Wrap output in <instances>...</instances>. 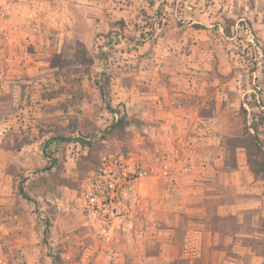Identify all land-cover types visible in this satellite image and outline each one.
I'll return each mask as SVG.
<instances>
[{
  "label": "rangeland",
  "instance_id": "rangeland-1",
  "mask_svg": "<svg viewBox=\"0 0 264 264\" xmlns=\"http://www.w3.org/2000/svg\"><path fill=\"white\" fill-rule=\"evenodd\" d=\"M211 4L212 0H0L2 135L32 134L37 139L38 126L50 136L40 144L49 164L62 155L78 171L62 177V162L55 170L54 180L64 188L50 191L62 195L61 205L27 198L33 211L38 208V216L47 214L43 221L53 225L57 220L55 231L62 245L58 249L63 253L55 249L53 256L60 257V264H166L159 257L166 179L143 181L146 196L132 215L133 231L120 236L118 259L100 253L94 230L72 208L93 170L84 157L87 148L75 139L106 135L101 156L132 152L147 159L141 149L145 142L136 140L145 119L137 96H150L153 85L163 86L160 78L181 93L201 95L217 65L224 75L213 80L218 108L212 122L218 135L228 145L226 138L236 134L230 109L244 102L263 137L264 39L248 19L235 24L225 16L211 17ZM216 8L224 15L222 6ZM27 86L44 98H54L47 108L49 120L41 127L38 121L33 124L34 106L28 109L25 128L7 123L11 115L19 116L16 93ZM121 116L128 124L113 129ZM258 176L264 178V173ZM262 219L261 215L264 226Z\"/></svg>",
  "mask_w": 264,
  "mask_h": 264
},
{
  "label": "crops",
  "instance_id": "crops-1",
  "mask_svg": "<svg viewBox=\"0 0 264 264\" xmlns=\"http://www.w3.org/2000/svg\"><path fill=\"white\" fill-rule=\"evenodd\" d=\"M218 6L223 7L224 15L218 12ZM210 9L214 10L211 17L225 16L235 24L248 19L264 39V0H212ZM160 80L163 86L153 85L150 96H137L145 119L144 128L136 136L137 141L145 142L141 148L145 157L166 158L167 162L177 159L176 169H170L163 178L169 182L161 202L165 210L159 257L166 264L264 262V226L259 221L264 216V178L251 169L246 148L238 146L233 152L218 135L216 121L212 122L217 104L213 117H202L198 106L186 107L180 102L182 96L192 95ZM16 94L19 116L11 115L14 118L6 119L8 124L26 126L30 106H34V125L38 121L41 127L48 122L51 111L47 108L54 98H44L39 90L29 86ZM1 109L0 106V113ZM3 120L0 116V125L5 124ZM36 128L39 135L34 139L32 134L2 135L4 129L0 127V225L4 230L0 261L55 264L53 252L62 246L56 235L57 220L48 229V222L42 220L47 214L41 212L38 216V208L32 210L31 200L23 196L20 187L32 199L44 204L50 200L59 206L64 198L50 191L53 187L57 191L64 188L54 180L55 170L62 162L66 165L61 170L62 177L70 178L78 171L75 173L72 161L62 155L54 158L53 165L49 164L40 149L48 136ZM20 180L24 181L21 185ZM75 203L72 208L81 215ZM65 208L68 210L69 206ZM57 252L63 253L61 249Z\"/></svg>",
  "mask_w": 264,
  "mask_h": 264
},
{
  "label": "built area",
  "instance_id": "built-area-1",
  "mask_svg": "<svg viewBox=\"0 0 264 264\" xmlns=\"http://www.w3.org/2000/svg\"><path fill=\"white\" fill-rule=\"evenodd\" d=\"M177 159L147 158L132 152L110 153L103 157L99 170H91L75 207L84 224L94 230L101 254L118 255L117 244L122 234H130L135 226L132 215L145 198L141 191L144 180L158 181L176 169ZM4 230L0 225V242ZM1 264H25L16 259H2Z\"/></svg>",
  "mask_w": 264,
  "mask_h": 264
},
{
  "label": "trees",
  "instance_id": "trees-1",
  "mask_svg": "<svg viewBox=\"0 0 264 264\" xmlns=\"http://www.w3.org/2000/svg\"><path fill=\"white\" fill-rule=\"evenodd\" d=\"M247 22L250 23L249 21ZM261 49L264 55V47ZM210 72L215 75L207 77L208 85L206 87V94L182 97L180 99L181 104L186 107L198 106L201 109V116L205 118L214 116V108L217 104L216 99L212 97V94L217 90V85H213V80L216 77L222 78L224 76L219 71L217 65H215L214 69ZM262 106H264V103ZM230 112L232 114V120L235 119L234 121L236 122V134L229 135L227 143L233 152H235L238 146L246 148L250 167L258 176L259 174L264 173V139L258 135L260 123L250 121L249 111L245 107L244 102H240L238 108L230 109ZM127 124L125 116H121L117 123L113 125V129L125 128ZM251 130L254 132H251ZM106 139V135H102L101 137H98L97 135H86L75 139V141L81 143L87 148V154L84 157L93 164V167L91 168L93 170L97 171L101 167L103 157L105 156H101V153L105 148ZM21 187L20 190L23 196L29 198ZM48 225L50 226L49 223ZM53 260L55 264H60L61 262L60 257L57 256H53Z\"/></svg>",
  "mask_w": 264,
  "mask_h": 264
}]
</instances>
